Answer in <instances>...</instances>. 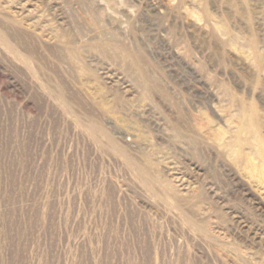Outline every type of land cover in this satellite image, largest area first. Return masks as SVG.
Wrapping results in <instances>:
<instances>
[{
    "label": "rangeland",
    "instance_id": "rangeland-1",
    "mask_svg": "<svg viewBox=\"0 0 264 264\" xmlns=\"http://www.w3.org/2000/svg\"><path fill=\"white\" fill-rule=\"evenodd\" d=\"M0 264H264V0H0Z\"/></svg>",
    "mask_w": 264,
    "mask_h": 264
},
{
    "label": "bare ground",
    "instance_id": "bare-ground-1",
    "mask_svg": "<svg viewBox=\"0 0 264 264\" xmlns=\"http://www.w3.org/2000/svg\"><path fill=\"white\" fill-rule=\"evenodd\" d=\"M256 112V111H255Z\"/></svg>",
    "mask_w": 264,
    "mask_h": 264
}]
</instances>
